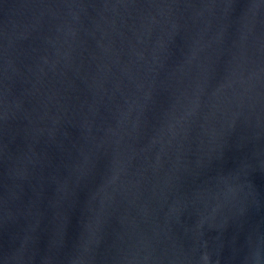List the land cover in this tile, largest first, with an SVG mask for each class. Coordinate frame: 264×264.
Returning <instances> with one entry per match:
<instances>
[{"label":"water","instance_id":"obj_1","mask_svg":"<svg viewBox=\"0 0 264 264\" xmlns=\"http://www.w3.org/2000/svg\"><path fill=\"white\" fill-rule=\"evenodd\" d=\"M0 264H264V0H0Z\"/></svg>","mask_w":264,"mask_h":264}]
</instances>
